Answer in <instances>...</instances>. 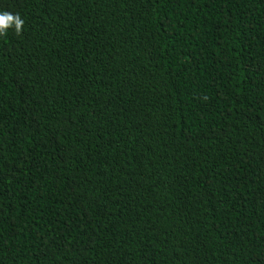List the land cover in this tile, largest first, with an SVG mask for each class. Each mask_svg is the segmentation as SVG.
Listing matches in <instances>:
<instances>
[{
	"label": "trees",
	"instance_id": "1",
	"mask_svg": "<svg viewBox=\"0 0 264 264\" xmlns=\"http://www.w3.org/2000/svg\"><path fill=\"white\" fill-rule=\"evenodd\" d=\"M0 11V264H264V0Z\"/></svg>",
	"mask_w": 264,
	"mask_h": 264
},
{
	"label": "clouds",
	"instance_id": "2",
	"mask_svg": "<svg viewBox=\"0 0 264 264\" xmlns=\"http://www.w3.org/2000/svg\"><path fill=\"white\" fill-rule=\"evenodd\" d=\"M25 21L19 13L0 11V36H6L9 29H13L17 36L22 35Z\"/></svg>",
	"mask_w": 264,
	"mask_h": 264
}]
</instances>
